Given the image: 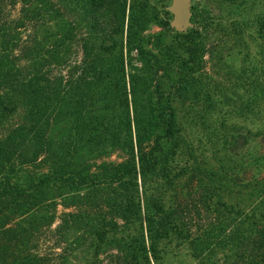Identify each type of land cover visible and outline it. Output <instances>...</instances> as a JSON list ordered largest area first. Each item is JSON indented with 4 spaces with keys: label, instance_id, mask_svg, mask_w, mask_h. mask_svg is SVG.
<instances>
[{
    "label": "trees",
    "instance_id": "16d2710c",
    "mask_svg": "<svg viewBox=\"0 0 264 264\" xmlns=\"http://www.w3.org/2000/svg\"><path fill=\"white\" fill-rule=\"evenodd\" d=\"M197 14L0 0V264H264V12L240 91L206 60L237 24Z\"/></svg>",
    "mask_w": 264,
    "mask_h": 264
},
{
    "label": "rangeland",
    "instance_id": "374dc122",
    "mask_svg": "<svg viewBox=\"0 0 264 264\" xmlns=\"http://www.w3.org/2000/svg\"><path fill=\"white\" fill-rule=\"evenodd\" d=\"M149 1L159 13L160 17H162L163 21H171L172 14L169 12L168 8L171 6L172 0ZM191 8L193 9L191 11V16L193 13L197 16L199 15L197 13L206 9L207 11L212 12L217 19H220V22L224 27L230 26V28L233 29L235 25L234 23L237 24L236 26L240 34L239 44L237 43V45H235V40H227V43L221 42L215 52L219 55L222 51L223 61H220L221 64L217 63L215 56L213 61H209L207 58L206 60L210 62V64L207 63V65L212 66L213 73L218 75L215 77V80H211L210 82L213 89L215 88L226 91L234 90L238 87V91H240L241 84L234 81L231 69L247 70L249 68V60L253 57L256 58L257 63H260L258 52L259 44L262 42V35L258 29L256 23L257 20H255V18L264 12V0H194L191 2ZM192 28L193 23H191L190 17V26L181 33H185ZM158 30H160V28L157 26H151L149 33L157 32ZM176 33L179 32L172 28V31L168 33L169 37L167 38V41H172L174 36L176 40ZM194 132L196 133V131ZM110 159L116 161L117 157L113 155ZM56 224L57 222H55L54 226ZM107 255H102L100 257L104 264L108 260ZM177 258L178 262H183L181 264H195V261L188 257V252L186 250H181Z\"/></svg>",
    "mask_w": 264,
    "mask_h": 264
},
{
    "label": "water",
    "instance_id": "95a60500",
    "mask_svg": "<svg viewBox=\"0 0 264 264\" xmlns=\"http://www.w3.org/2000/svg\"><path fill=\"white\" fill-rule=\"evenodd\" d=\"M192 1L194 0H172L168 8L172 14L170 26L179 33L184 32L190 26Z\"/></svg>",
    "mask_w": 264,
    "mask_h": 264
}]
</instances>
